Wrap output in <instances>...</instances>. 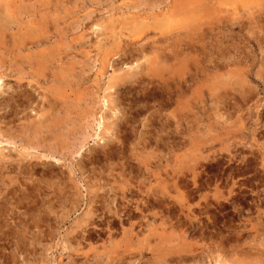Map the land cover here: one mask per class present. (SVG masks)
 <instances>
[{
  "label": "rangeland",
  "instance_id": "obj_1",
  "mask_svg": "<svg viewBox=\"0 0 264 264\" xmlns=\"http://www.w3.org/2000/svg\"><path fill=\"white\" fill-rule=\"evenodd\" d=\"M1 73L0 264H264V0H0Z\"/></svg>",
  "mask_w": 264,
  "mask_h": 264
},
{
  "label": "bare ground",
  "instance_id": "obj_2",
  "mask_svg": "<svg viewBox=\"0 0 264 264\" xmlns=\"http://www.w3.org/2000/svg\"><path fill=\"white\" fill-rule=\"evenodd\" d=\"M199 5V4H198ZM210 5V4H209ZM213 5V4H212ZM7 9V8H6ZM178 9V8H177ZM95 23V22H94ZM240 25V24H239ZM37 29V28H36ZM220 29V28H219ZM200 30V29H199ZM202 30V29H201ZM200 30V31H201ZM211 30V29H210ZM229 32V31H228ZM33 33V32H32ZM35 34V33H34ZM206 34V33H205ZM26 36V35H25ZM38 36V35H37ZM27 37V36H26ZM114 38H115V36H114ZM12 39V38H11ZM29 40L28 41V43L26 44V40ZM27 39L26 38H24V37H20V35H19V38H18V40H16L15 42H17V50H19V48H20V43H22V45L24 46L23 47V49H28V48H32V47H38V46H40L41 44H42V40H40L39 38H37V37H34V36H30V37H27ZM31 39V40H30ZM42 39V38H41ZM13 40V39H12ZM196 42V41H195ZM26 44V45H25ZM28 45L30 46V47H28ZM19 46V47H18ZM14 47H16V44L14 45ZM26 47V48H25ZM22 48V47H21ZM143 48V47H142ZM21 50V49H20ZM126 50V49H125ZM163 50V49H162ZM148 51V50H147ZM128 52V51H127ZM157 52V51H156ZM5 54V53H4ZM35 54V53H34ZM46 54V53H45ZM117 54V53H116ZM174 54V53H173ZM41 55V54H40ZM207 55V54H206ZM28 57V56H27ZM6 58V57H5ZM29 58V57H28ZM43 58V57H42ZM63 58V57H62ZM121 58V57H120ZM32 59V58H31ZM34 59V58H33ZM32 59V60H33ZM64 59V58H63ZM31 60V61H32ZM208 60V59H207ZM37 62H38V60H36ZM35 61V62H36ZM41 61H42V59L39 61V63H40V65L42 66V63H41ZM212 61V60H211ZM18 63V62H17ZM21 63V62H20ZM51 63V62H50ZM30 64H32V63H30ZM30 64H28L30 67H32V65H30ZM24 65V64H23ZM36 65H39L38 63H36ZM25 66V65H24ZM23 66V67H24ZM12 67V66H11ZM14 67V66H13ZM30 67H28L29 69H30ZM43 67V66H42ZM41 69V68H40ZM27 74V73H26ZM2 75H3V73H1L0 74V90H1V86L3 85L2 84V81H1V77H2ZM9 75V74H8ZM51 76V75H50ZM19 81V80H18ZM63 84V83H62ZM25 85V84H24ZM21 86L22 85H18L17 86V88H21ZM58 86V85H57ZM23 87V86H22ZM53 89V88H52ZM12 94V93H11ZM7 99V98H6ZM29 99H32V98H29ZM3 101H5V100H3ZM3 101H1V102H3ZM21 101V100H20ZM31 101V100H30ZM33 101V100H32ZM0 102V103H1ZM23 102H25V101H23ZM28 102V101H27ZM47 103H48V106L50 107V106H52V104L47 100L46 101ZM5 103V102H4ZM3 103V104H4ZM26 103V102H25ZM28 105V104H27ZM27 105L25 106V107H27ZM45 105H46V103H45ZM17 106V105H16ZM29 106V105H28ZM38 106V105H37ZM42 106H43V104H42ZM4 107V106H3ZM21 107V106H20ZM39 107V106H38ZM44 107V106H43ZM28 108V107H27ZM22 109V108H21ZM40 110H39V112H41L43 109L42 108H39ZM22 111H24V110H22ZM34 111H36V110H34ZM17 112V111H16ZM16 112H14V113H16ZM19 112V111H18ZM33 112V111H32ZM7 113V112H6ZM11 113V112H10ZM36 114V113H35ZM11 115H14V114H11ZM50 115V114H49ZM48 115V116H49ZM55 115V114H54ZM29 116V115H28ZM40 116H42L43 117V114H41ZM39 117V116H38ZM41 117V119H39L38 121H36V120H34V121H32V123L31 124H28V125H26V126H24L23 127V129H21V130H19V132L20 133H18L19 135H15L13 138L15 139V140H19V142L21 143V144H26L27 145V147L29 148H34L36 151H38V150H41L42 152H45L47 155L46 156H42L41 158H45L46 160L48 159V158H51V159H53V160H56V159H54V157H55V155L58 153V151H57V149L55 148V147H52V146H50V145H47L46 144V138L44 137V136H42V135H44V133H46L45 131L43 132V129L45 130L46 129V131H50V126H48V125H44L45 124V122L49 119V118H42ZM4 119V118H3ZM21 120V119H20ZM52 121V120H51ZM47 122H49V121H47ZM52 123V122H51ZM24 125V124H23ZM20 127V126H19ZM48 129V130H47ZM4 131V130H3ZM97 131V130H96ZM99 131V130H98ZM9 132V131H8ZM48 133V132H47ZM0 137H1V135H0ZM4 139V138H3ZM15 140H13V141H15ZM3 141V140H2ZM6 142V141H5ZM59 141H57V143H58ZM20 145V144H19ZM52 145H54V144H52ZM56 145V144H55ZM23 146V145H22ZM27 147H26V149H27ZM58 147V146H57ZM24 149V148H23ZM32 150V149H31ZM63 150V149H62ZM61 150V151H62ZM60 152V151H59ZM20 153V152H19ZM58 154H60V153H58ZM77 154V153H76ZM61 155V154H60ZM4 158V157H3ZM37 158V157H36ZM89 159V158H88ZM86 160V159H85ZM91 160V159H90ZM1 161H2V159H0V163H1ZM57 162V161H56ZM89 162V161H88ZM87 162V163H88ZM89 165V164H88ZM8 167H12V169H10V170H12L11 172H14L15 173V175L16 176H18V175H20V176H23L24 178H26L27 180H29L30 181V183H31V186L28 188V187H26V189L24 190V191H26V192H28V193H26L25 192V194L24 195H26V196H28V197H34L33 199H35V197L37 198V196L34 194L35 192H37L38 190H39V186L37 187V185H34V184H38L37 182H36V179H34V177H35V175L37 174V171L38 170H42L43 169V174H47L48 175V177H51L52 176V169H55L56 167L51 163V162H49V161H44V160H40V159H38L37 161H34V162H29V163H18L17 165H15V166H12L11 164H8L7 165ZM50 167V168H49ZM42 168V169H41ZM44 169H46V170H44ZM57 169V168H56ZM2 173V172H1ZM40 173V172H39ZM38 173V174H39ZM41 177V176H40ZM44 177V176H43ZM43 181V180H42ZM36 182V183H35ZM179 182V181H178ZM40 183V182H39ZM41 184V183H40ZM175 184L177 185L178 183H177V181L175 182ZM120 187H122V186H120ZM14 188H15V186H14ZM11 189V190H15V189ZM126 190H128L129 191V189L128 188H125ZM162 189H164V188H162ZM23 191V192H24ZM19 192L20 193H22L20 190H19ZM130 192V191H129ZM156 192V191H155ZM155 192H153L151 195L154 197L153 199H152V204H156V205H159V204H161V201L163 200L162 199V196H160V194L161 193H159V194H157V193H155ZM159 192V191H158ZM80 193V192H79ZM7 195L8 194H5V197L4 198H6L7 197ZM162 195V194H161ZM16 196V195H15ZM122 197V199L124 200V199H126V192H122V195H121ZM2 197V196H1ZM9 197V196H8ZM27 197V198H28ZM82 197V196H81ZM25 198V197H24ZM17 199V198H16ZM29 199V198H28ZM3 200V199H2ZM101 200H103V199H101ZM9 201V200H8ZM105 201V200H104ZM110 201V200H109ZM28 202H32V203H34V201H28ZM116 202V201H115ZM127 202V201H126ZM129 203H130V201H128ZM6 203V202H5ZM18 203H20V201H18L17 200V202H16V204H18ZM105 203H107V202H105ZM109 203V202H108ZM107 203V204H108ZM112 204H114V203H112ZM4 205V204H3ZM33 205V204H32ZM64 205V204H63ZM31 206V205H30ZM108 206V205H107ZM114 206V205H113ZM123 206V205H122ZM130 206V205H129ZM28 207V206H27ZM103 207V206H102ZM31 208H32V206H31ZM30 208V209H31ZM113 209H111V208H108L107 207V209L110 211V213H112L111 215L113 216V222H116V223H120V221L122 222V218L123 217H126L128 214H130L131 213V216L133 215V214H136V213H140L141 212V209H140V204H138V203H136V205L133 207V211L131 210V209H129V207H128V204L125 206V207H122V208H117V207H112ZM26 209V208H25ZM91 210H92V207L90 208ZM105 209V208H104ZM106 209V210H107ZM93 210H97V209H93ZM112 210V211H111ZM27 211V210H26ZM103 211V210H102ZM109 211H107L108 213H109ZM89 212V211H88ZM95 212V211H94ZM93 212V213H94ZM23 214V213H22ZM91 214V213H90ZM83 215V214H82ZM97 215V214H96ZM91 216H93V215H91ZM134 216V215H133ZM93 217H95V216H93ZM128 218H129V215L127 216ZM136 217V216H135ZM132 218V217H131ZM130 218V219H131ZM83 219V218H82ZM82 221V220H81ZM80 221V222H81ZM89 221H91V219L89 218ZM88 221V222H89ZM125 221V220H124ZM22 221L20 220V218H19V215H17L16 213H14L13 212V210H11L10 212H8L7 211V207H1V209H0V224H6V226H7V224H17V223H21ZM24 222V221H23ZM87 222V221H86ZM87 222V223H88ZM109 223V222H108ZM80 224V223H79ZM113 224V223H112ZM115 224V223H114ZM83 225V224H82ZM5 226V227H6ZM20 227V226H19ZM80 228H81V226H80ZM80 228H79V230H80ZM86 229V228H85ZM129 230V229H128ZM73 231V230H72ZM78 231V230H77ZM81 231V230H80ZM83 231V230H82ZM127 231V230H126ZM129 232V231H128ZM82 233H84V232H82ZM127 233V232H126ZM125 233V234H126ZM75 234H77V232L75 233ZM79 234V233H78ZM77 234V235H78ZM124 234V233H123ZM130 234V233H129ZM128 235V234H127ZM75 239V238H74ZM129 239V238H128ZM73 240V239H72ZM183 244V243H182ZM195 248V247H194ZM196 251H197V249H196ZM176 252V251H175ZM174 252V253H175ZM204 252V251H203ZM206 252V251H205ZM180 253H181V251H179V250H177V253H176V256H177V258L180 260L181 258H182V260H183V256H181L180 255ZM188 254H189V252H188ZM207 254V253H206ZM213 254V253H212ZM174 255V254H173ZM184 255V254H183ZM185 255H187L186 253H185ZM184 255V256H185ZM166 256H170V252L168 253V254H166ZM164 257H165V255H164ZM163 257V258H164ZM162 258V257H161ZM169 258H171V256L169 257ZM168 258V259H169ZM175 259V258H174ZM165 260V259H164ZM170 260V259H169ZM119 261V260H118ZM163 261V260H162ZM195 262V261H194ZM216 262V261H215ZM161 263H163V262H161ZM188 263V262H187ZM187 263H185V264H187ZM193 263V262H192ZM197 263V262H196ZM217 263V262H216ZM215 264V263H214ZM220 264H222V263H220Z\"/></svg>",
  "mask_w": 264,
  "mask_h": 264
}]
</instances>
